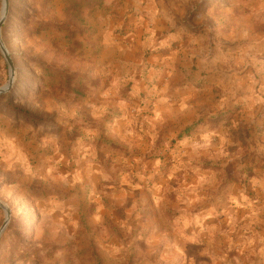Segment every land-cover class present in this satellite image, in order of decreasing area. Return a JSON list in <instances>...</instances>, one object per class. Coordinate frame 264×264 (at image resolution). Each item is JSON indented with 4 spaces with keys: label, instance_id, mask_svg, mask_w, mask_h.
I'll return each instance as SVG.
<instances>
[{
    "label": "rangeland",
    "instance_id": "374dc122",
    "mask_svg": "<svg viewBox=\"0 0 264 264\" xmlns=\"http://www.w3.org/2000/svg\"><path fill=\"white\" fill-rule=\"evenodd\" d=\"M8 2L0 264H264V0H104L68 56L29 31L63 0ZM40 66L85 76L86 96Z\"/></svg>",
    "mask_w": 264,
    "mask_h": 264
},
{
    "label": "trees",
    "instance_id": "16d2710c",
    "mask_svg": "<svg viewBox=\"0 0 264 264\" xmlns=\"http://www.w3.org/2000/svg\"><path fill=\"white\" fill-rule=\"evenodd\" d=\"M65 19L57 21L42 20L40 18L34 20V24L30 28V33L39 36L42 32H58L62 34V38L66 41L65 47L60 44V40H52L50 44V51L58 56H68L75 54L84 45V35L92 36L97 34V30L87 25L84 16L86 9L99 8L104 4V0H63ZM52 0H44L47 9H51ZM35 61V60H34ZM0 63L6 69L0 53ZM38 80L43 87L49 86L57 88L68 94L74 95L78 99L86 96V91L90 84L89 79L85 76L68 71L66 69L52 68L49 66H40ZM98 83V80L92 81ZM4 109L14 113L16 116H22L25 120L34 124H50L49 118L44 117L31 109L13 104L11 102L4 103ZM191 128H186L190 131ZM11 226V225H10Z\"/></svg>",
    "mask_w": 264,
    "mask_h": 264
},
{
    "label": "water",
    "instance_id": "95a60500",
    "mask_svg": "<svg viewBox=\"0 0 264 264\" xmlns=\"http://www.w3.org/2000/svg\"><path fill=\"white\" fill-rule=\"evenodd\" d=\"M8 7H9L8 0H3L1 16H0V30H1L2 24H3L4 20H5V17L7 15ZM0 49H1L2 53L4 54V56L6 57V59L8 60V63H9V66H10V79L7 82V84H5L4 86L0 87V94H1V93H4V92L8 91L12 87L13 77H14V68H13V64L11 62V59L9 57V54H8L6 48L4 47V44H3V41L1 39V37H0ZM9 218H10V211L7 210L6 221H5V224L3 225V227L0 230V236H1L2 232H3V230L5 229L8 221H9Z\"/></svg>",
    "mask_w": 264,
    "mask_h": 264
},
{
    "label": "crops",
    "instance_id": "0c3cea01",
    "mask_svg": "<svg viewBox=\"0 0 264 264\" xmlns=\"http://www.w3.org/2000/svg\"><path fill=\"white\" fill-rule=\"evenodd\" d=\"M157 41L155 43H153L155 45V47H160L159 50L157 52H164L163 50L160 51L162 49V47H166L168 45L167 40L169 38H167V35H164V32L161 31L158 35H157ZM139 39L141 40L140 36ZM170 40V39H169Z\"/></svg>",
    "mask_w": 264,
    "mask_h": 264
}]
</instances>
